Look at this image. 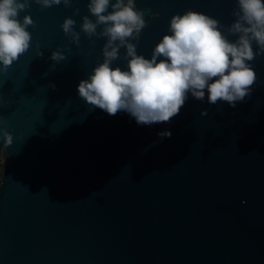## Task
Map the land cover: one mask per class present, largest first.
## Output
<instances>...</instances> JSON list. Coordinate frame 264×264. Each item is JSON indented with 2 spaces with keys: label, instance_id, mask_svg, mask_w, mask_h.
<instances>
[{
  "label": "water",
  "instance_id": "water-1",
  "mask_svg": "<svg viewBox=\"0 0 264 264\" xmlns=\"http://www.w3.org/2000/svg\"><path fill=\"white\" fill-rule=\"evenodd\" d=\"M89 3L29 0L18 14L34 26L29 49L0 71V128L13 137L5 149L0 136V264H264V54L246 62L256 79L234 108L209 104L205 90L203 101L189 93L169 122L138 125L79 96V83L104 62L111 26L82 30L84 17L96 23ZM134 4L146 26L113 43V69L128 70V43L151 59L171 19L188 11L238 39L229 33L238 0ZM67 18L75 24L66 35Z\"/></svg>",
  "mask_w": 264,
  "mask_h": 264
},
{
  "label": "clouds",
  "instance_id": "clouds-1",
  "mask_svg": "<svg viewBox=\"0 0 264 264\" xmlns=\"http://www.w3.org/2000/svg\"><path fill=\"white\" fill-rule=\"evenodd\" d=\"M43 8L60 5L61 0H35ZM65 7L70 0H63ZM90 0L88 10L95 16L96 23L84 17L82 30L89 36L95 34L99 24L111 25L104 29L107 36L104 46V62L93 69L87 80L78 85L80 98L89 105L115 115L126 111L135 118L138 125L167 123L179 114L188 99V94L203 101L205 90L208 103L227 102L235 107L250 94L254 84L255 72L246 62L253 61L264 54V3L262 0H238L239 13L234 12L236 21L230 26L229 33L238 35L230 42L219 30V22L204 14L188 11L182 16H174L170 21L171 35H164L155 46L151 59L136 54V46L126 44V71L119 67L113 69L111 62L118 59L117 40L125 45L126 38L139 37L146 26L144 12L136 10L134 0ZM29 7V0H0V71L7 69L24 54L30 46L31 36L26 28L34 26L30 16L18 20L19 12ZM78 13V10H77ZM75 21L65 19L61 25L67 35ZM255 41L258 51L253 52ZM73 42L79 43V34L73 33ZM111 48V51L108 49ZM42 55V53L40 54ZM160 59L157 62L158 58ZM52 60H62L59 52H53ZM211 81V83H209ZM53 89L54 85H50ZM206 116L207 112H202ZM161 137L170 138L165 131ZM0 136L6 149L13 142L10 133L0 128Z\"/></svg>",
  "mask_w": 264,
  "mask_h": 264
},
{
  "label": "rangeland",
  "instance_id": "rangeland-1",
  "mask_svg": "<svg viewBox=\"0 0 264 264\" xmlns=\"http://www.w3.org/2000/svg\"><path fill=\"white\" fill-rule=\"evenodd\" d=\"M2 164H3V160H0V167H1Z\"/></svg>",
  "mask_w": 264,
  "mask_h": 264
}]
</instances>
